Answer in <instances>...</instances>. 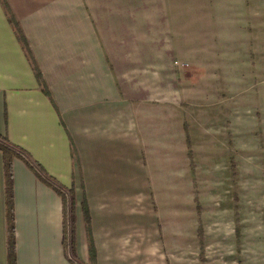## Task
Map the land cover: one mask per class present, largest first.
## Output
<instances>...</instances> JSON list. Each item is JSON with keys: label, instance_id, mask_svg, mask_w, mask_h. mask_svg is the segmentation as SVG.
Wrapping results in <instances>:
<instances>
[{"label": "crops", "instance_id": "obj_1", "mask_svg": "<svg viewBox=\"0 0 264 264\" xmlns=\"http://www.w3.org/2000/svg\"><path fill=\"white\" fill-rule=\"evenodd\" d=\"M5 1L42 80L0 0V136L76 196L14 159L17 264H255L264 0Z\"/></svg>", "mask_w": 264, "mask_h": 264}, {"label": "trees", "instance_id": "obj_2", "mask_svg": "<svg viewBox=\"0 0 264 264\" xmlns=\"http://www.w3.org/2000/svg\"><path fill=\"white\" fill-rule=\"evenodd\" d=\"M3 6L7 13V17L9 22L13 25L15 32L19 41L21 42L23 49L27 53L30 61L33 64L34 70L36 72L37 78L39 81L42 80L41 74L37 69L33 56L31 55L28 42L23 35L17 20L15 19L9 5L5 0H3ZM0 151L3 153L4 158V167H5V177H6V185H7V222H8V254H9V264H17L16 260V243H15V214H14V173H13V162L14 159H22L24 160L31 169L36 173V175L43 179L48 180L49 184L53 186L57 192L63 196L65 203L67 199H69V204L71 207V212L75 213L76 207V196L75 192L72 191H64L61 186L57 185L54 180L48 178L42 168L35 162L31 161L28 155L19 147L10 143L6 138L0 136ZM68 194V198L66 196Z\"/></svg>", "mask_w": 264, "mask_h": 264}, {"label": "rangeland", "instance_id": "obj_3", "mask_svg": "<svg viewBox=\"0 0 264 264\" xmlns=\"http://www.w3.org/2000/svg\"><path fill=\"white\" fill-rule=\"evenodd\" d=\"M247 32L253 33L255 31V28L251 25H248L246 27ZM259 32L257 31V34ZM256 34V35H257ZM262 162H264V158L261 159ZM244 185H243V192L245 195H247L248 192V178L243 179ZM249 182H254V192L250 191V203H246L245 207L243 206L244 212L243 214L246 213L247 215V210L248 207L250 208V217L249 219L243 217L241 226L242 225H247L250 221L251 224L255 225L256 227V232L249 234L250 237L252 238L251 244L254 245V251L257 254V257H260L258 260H256L255 264H264V170L260 169L256 171L254 181H249ZM253 198V199H252ZM241 207L244 204L243 199L241 197ZM248 234H241L240 235V242L241 244L246 243L247 238L249 237ZM244 237V238H243ZM242 255V251H241Z\"/></svg>", "mask_w": 264, "mask_h": 264}]
</instances>
